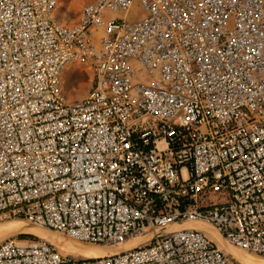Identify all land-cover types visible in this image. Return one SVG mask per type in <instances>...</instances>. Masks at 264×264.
<instances>
[{"label":"built area","instance_id":"1","mask_svg":"<svg viewBox=\"0 0 264 264\" xmlns=\"http://www.w3.org/2000/svg\"><path fill=\"white\" fill-rule=\"evenodd\" d=\"M57 1L0 0V221L146 239L76 258L15 235L0 264H254L186 222L264 257V0H90L72 24Z\"/></svg>","mask_w":264,"mask_h":264},{"label":"bare ground","instance_id":"2","mask_svg":"<svg viewBox=\"0 0 264 264\" xmlns=\"http://www.w3.org/2000/svg\"><path fill=\"white\" fill-rule=\"evenodd\" d=\"M57 4H58V1H57ZM56 8H57V5H56ZM10 220H18V219H10ZM22 221H24V220H22ZM191 226H193V228H197V229L204 231L212 240L215 241V243L218 245V247L220 249H222L225 253L230 254L236 260L243 262V263L264 264V257H261V258H260V256L255 257L254 255H252V253L249 254V252L246 253V251L245 252L236 251V249L232 247L233 245L232 246H230L231 244L228 245L226 243V241L223 238H221L217 234V232L208 224H205V223L203 224L200 222H186V223H180V224L173 225V228L174 229H180V228L191 227ZM7 227L5 229L10 231V232H15V231L33 232L34 235L39 237L40 239H44L50 243H54L58 247L60 252L63 254H70V255L75 257L76 255H78L76 253H79V255H80V251L86 252L87 254H84L83 256H81L83 258H94V257L111 255L114 253H118L121 250H125L128 248L135 247L144 241L142 239L139 240L140 238L137 241L134 240L135 242L127 240V241L123 242L122 244H120L121 246L120 245L115 246V247H113V246H99V247H104V248H97V249L92 250V249H89V246H87V245H82V244L76 243L74 241H71L66 237L55 235L56 233L53 234L54 232H52L49 229L43 228V227H33V226L26 225L25 223H22V222H12V224L9 225L8 228ZM2 231H3V229H0V233ZM49 231H51V232H49ZM141 236L145 237L144 235H139L136 237H141ZM131 239H133V238H131ZM131 239H129V240H131ZM88 245H90V244H88Z\"/></svg>","mask_w":264,"mask_h":264},{"label":"rangeland","instance_id":"3","mask_svg":"<svg viewBox=\"0 0 264 264\" xmlns=\"http://www.w3.org/2000/svg\"><path fill=\"white\" fill-rule=\"evenodd\" d=\"M89 1L90 0H58L57 8L55 9L54 13H55L56 17L58 18V20L61 21L62 23L72 24V23L77 21L83 5ZM141 15H142L141 9L137 6V4H135L132 7V9L130 10V12L128 13V19L138 18ZM62 77H63L64 87H65V92H66V95L68 96L69 100H74L75 98L83 95L87 91V89L89 88L90 73H89L87 66H85L83 64L74 63L70 66H67L65 68V70L63 71ZM12 222H22V223H25L26 225L37 227V226H35L29 222L22 221V220L4 219V220L0 221V229H3V231L0 233V241L7 238V237H11V236H15V235H19L22 238L23 237H28V238L29 237L30 238L36 237L37 238V236H35L33 232H28V231L10 232V231L6 230L5 228L7 226L9 227V225H11ZM49 232H51V231H49ZM52 232H54V231H52ZM53 234L65 237V236H63L57 232H54ZM66 238H68V237H66ZM145 238H146V236L145 237H142V236L141 237H135V238L128 240V241H134V240L137 241L138 239L144 240ZM69 240H71V239H69ZM71 241H73V240H71ZM74 242L82 244V245H87V246H89V249H92V250L97 249V248H104V247H99V246H94V245H88V244L77 242V241H74ZM227 244L230 245L229 243H227ZM230 246H232V245H230ZM232 247L235 248L236 251L245 252L241 249H238L237 247H234V246H232ZM76 254H78V255H76ZM76 254H75L76 255L75 257L80 258L81 256H83L84 254H87V253L80 251V255H79V253H76ZM249 254H251V253H249ZM252 255H254V254H252ZM254 256L259 257L257 255H254ZM257 264H260V263H257Z\"/></svg>","mask_w":264,"mask_h":264},{"label":"crops","instance_id":"4","mask_svg":"<svg viewBox=\"0 0 264 264\" xmlns=\"http://www.w3.org/2000/svg\"><path fill=\"white\" fill-rule=\"evenodd\" d=\"M191 227H193V226H191Z\"/></svg>","mask_w":264,"mask_h":264}]
</instances>
